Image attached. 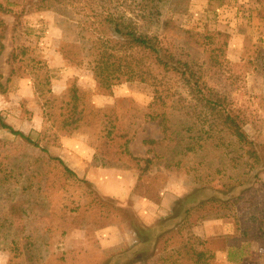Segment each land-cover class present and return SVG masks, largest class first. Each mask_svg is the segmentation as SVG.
<instances>
[{"label":"rangeland","instance_id":"374dc122","mask_svg":"<svg viewBox=\"0 0 264 264\" xmlns=\"http://www.w3.org/2000/svg\"><path fill=\"white\" fill-rule=\"evenodd\" d=\"M104 13L161 41L264 145V0H0V114L39 144L0 128V264H110L127 253L117 250L130 226L114 206V183L128 178L135 196L154 203L170 184L202 192L214 203L191 215L192 226L228 224L213 228L219 238H190L180 199L173 215L183 220L158 249L170 262L192 245L225 264L216 253L233 237L231 264H264V164L252 169L245 147L180 77L157 70V90L149 77L100 87L89 50L104 41L95 33ZM105 37L118 41L109 29Z\"/></svg>","mask_w":264,"mask_h":264},{"label":"trees","instance_id":"16d2710c","mask_svg":"<svg viewBox=\"0 0 264 264\" xmlns=\"http://www.w3.org/2000/svg\"><path fill=\"white\" fill-rule=\"evenodd\" d=\"M1 24L4 25L3 22ZM100 24L104 29H99L95 31V33H97L100 36L99 38L104 41L94 43L96 47L89 50V52L96 54L95 58L97 61L96 67L94 68V74L100 87H103L105 90H110L114 86V82H118L120 78L126 76H129L130 80L140 79L142 81H145L146 78L149 77L152 78V84L154 82V85L152 86L157 90V88L163 86L155 81L156 77L154 73L157 70L180 77L185 82V85L190 88L192 94L196 98H200L201 102L204 103L206 107H209L215 115L219 116V119L222 122L221 126L225 127V129L245 147L246 156L248 157V160L253 163L251 166L252 169L264 164V157L260 154L264 153V145L256 144L245 135L242 131V124L238 116L235 115L233 111L225 108L222 100L213 95L210 89H208V87L200 81L201 79L197 77L193 69L189 65L178 61L176 57L162 45L161 41L157 38L138 35L134 29L127 24L124 18L116 17L115 15L113 16L111 14L104 13L101 16ZM106 29L111 30L114 37L118 39L116 43H114V41L109 42L105 40ZM219 36L227 38V36L222 34H219ZM149 55L151 56V59ZM146 60L147 63H145ZM11 75H13V70ZM152 120L155 121V117H153ZM0 128L11 132L14 136L20 137L22 140L34 147H39V144L31 136L25 135L20 131H16L8 125L3 120L1 114ZM210 134L211 129L204 133V135L209 137L211 136ZM183 135L186 136L185 133H183ZM126 136L127 135H120V140L122 141L126 138ZM199 140L201 141L203 139L200 138ZM157 143L158 142L155 141H149L148 143L145 142L146 145ZM128 144L129 142H126L124 147L126 148ZM119 148L122 149L123 146L121 145ZM124 151L128 152V149H124L122 152ZM130 158L134 161L140 162V160L133 155H130ZM50 161L62 167L66 174L76 177L75 173L60 158L51 157ZM152 162L153 161L151 159H147L145 161L144 171H149L151 169ZM244 184L245 183L238 184V186ZM225 188H235V185L233 186V184H228ZM202 196V192H196L188 194L186 197L181 199L182 208L180 215H182L184 219V226H180V231L185 229V226L188 228L190 224L189 220L194 212L204 209L207 205L214 203L213 201L204 199ZM114 206L116 207L118 213L122 215L124 221L129 223L130 228L136 232L141 240V245L138 248L136 247L135 249L122 255H115L114 264H137L143 261L153 263L155 260L157 261V259L153 260V258H156L157 255L161 256L160 253L164 251V248L159 251V244L167 242L166 238H159L153 229L147 228L142 223L134 211L131 202H127L126 204L114 202ZM157 238H159L160 241ZM190 238L193 239L194 237L191 235ZM228 239L231 240L229 247H236L233 245L236 242V239L233 237H228ZM196 240L199 241L198 239ZM157 245L158 248H156ZM184 249L189 250L187 247H184ZM178 254L181 257L180 260L182 261L180 264H186L187 261H189L188 258L182 254V250L178 251ZM195 258L196 259L193 264H209L208 257L202 251L198 252L195 255ZM165 260L170 259H164V261Z\"/></svg>","mask_w":264,"mask_h":264},{"label":"crops","instance_id":"0c3cea01","mask_svg":"<svg viewBox=\"0 0 264 264\" xmlns=\"http://www.w3.org/2000/svg\"><path fill=\"white\" fill-rule=\"evenodd\" d=\"M138 158H143V157L139 156ZM132 173H126L124 171L114 170V176L115 177H119V176L120 177H127V176L130 177L132 175ZM124 179H126V178H124ZM136 183L137 182H136L135 178L134 179L128 178V179H126V181H121V182H119L116 179V181L114 183V198H115V200H117L118 202H121V203H125V202L131 200L132 205H133V209L136 212V214L138 215V217L140 218V220L142 221V223L147 228L153 229L155 231V233L157 234V236L159 238L161 237V239H162L163 235L170 233L171 230L174 227H176L178 221L182 220V218L180 219L179 217H176L173 215L174 209L176 207L177 202L180 199H182L183 197H185L186 194H188L190 191H188L187 189H182L180 185L170 184L168 189H166V191H164V193H162L161 200L158 203H154V202H152L146 198L135 196L133 194V192L135 190ZM191 223H192V221H190V224L188 226L189 231L191 233L190 237H191V235L192 236L194 235L196 238H202L203 241H207V240H210L213 238H219V237H213V236H216L212 232L213 228H219L220 226H223L225 229L227 228L225 226L227 223H225L223 221H221L220 225H217L219 223L211 224L212 223L211 221L203 222L204 227L200 228V230L198 227H193ZM230 235L233 236V234H231V233H230ZM230 235L226 234L222 237L230 236ZM159 241H160V239H159ZM119 244L120 245L122 244V246L124 245L126 247V249H124V250H123L122 246H121L122 248L117 249L119 253L123 252V251L126 252V250H127V252H129V251L135 249L136 247L138 248L141 245V240L138 237V235L136 234V232H134V230L127 227L125 237L122 238V242L120 241ZM117 246H119V245H117ZM162 248H164V246ZM188 249L189 250L183 249L182 254H184L185 257H188L190 264L193 263L192 262L193 255H196L198 252H201V251L204 252L208 258H209V256L213 255V253L210 249H208V248L205 249L204 247H202L199 250V249H193L192 245H190L188 247ZM165 251L166 250L164 249V251H162L160 253L161 256H159V255L157 256V261H154L155 263L154 262L152 263L149 261H143V262H140L137 264H161V263H163V264L175 263L176 264V263H182L181 260H180V262L177 260V258L181 259L180 256L176 257L175 261L170 262L172 259V256L167 255V253H165ZM178 251H180V249H178ZM229 255H230L229 246H227L226 249L220 250L216 253V256H218V258H220V260L225 264H231L229 262L230 259H228ZM164 259H170V260L164 261ZM153 260H155V258H153ZM110 264H114V257L110 259Z\"/></svg>","mask_w":264,"mask_h":264}]
</instances>
